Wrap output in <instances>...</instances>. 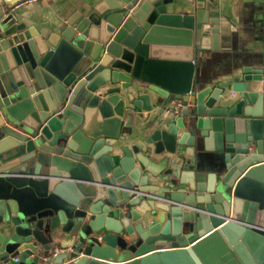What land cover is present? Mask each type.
I'll use <instances>...</instances> for the list:
<instances>
[{"label": "water", "instance_id": "water-1", "mask_svg": "<svg viewBox=\"0 0 264 264\" xmlns=\"http://www.w3.org/2000/svg\"><path fill=\"white\" fill-rule=\"evenodd\" d=\"M214 2L0 12V264H264V63L198 81Z\"/></svg>", "mask_w": 264, "mask_h": 264}, {"label": "crops", "instance_id": "crops-1", "mask_svg": "<svg viewBox=\"0 0 264 264\" xmlns=\"http://www.w3.org/2000/svg\"><path fill=\"white\" fill-rule=\"evenodd\" d=\"M24 0H0V12L12 15L18 22L40 31L59 30L68 17L80 7L82 0H36L16 8ZM211 17H218L220 47L212 48V37L207 35L196 43V74L198 81L213 83L231 90L232 82L242 74L243 67L256 68L264 63V0H215L209 4ZM190 9L193 7L189 6ZM231 92V91H230ZM159 114V109L138 114L132 126V139L144 137L145 124ZM210 158L203 157L202 165L209 167ZM205 168V167H204ZM207 169V168H206ZM53 247L62 249L59 242Z\"/></svg>", "mask_w": 264, "mask_h": 264}, {"label": "built area", "instance_id": "built-area-1", "mask_svg": "<svg viewBox=\"0 0 264 264\" xmlns=\"http://www.w3.org/2000/svg\"><path fill=\"white\" fill-rule=\"evenodd\" d=\"M36 0H24V1H21L17 6L16 8H19V7H22V6H25L26 3H29V2H34ZM254 148H250V150H253ZM63 251V249L61 248H58V247H55L53 248V251H52V254L53 255H57L59 252ZM15 260L18 259V257H15L14 258Z\"/></svg>", "mask_w": 264, "mask_h": 264}]
</instances>
